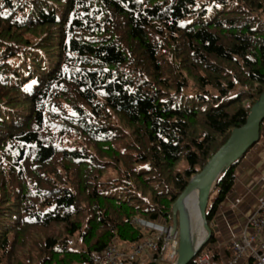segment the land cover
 <instances>
[{"label":"trees","instance_id":"16d2710c","mask_svg":"<svg viewBox=\"0 0 264 264\" xmlns=\"http://www.w3.org/2000/svg\"><path fill=\"white\" fill-rule=\"evenodd\" d=\"M263 91L264 0H0V264H78L142 241L136 219L171 226Z\"/></svg>","mask_w":264,"mask_h":264},{"label":"built area","instance_id":"2783aa9c","mask_svg":"<svg viewBox=\"0 0 264 264\" xmlns=\"http://www.w3.org/2000/svg\"><path fill=\"white\" fill-rule=\"evenodd\" d=\"M135 223L149 230L142 241L134 244L111 242L98 252H92L88 261L78 264H125L144 255L148 261L173 264L177 256L178 236L170 233V226L157 221L136 219ZM248 230V231H247ZM230 255L221 264H264V197L259 200L257 209L247 219L246 228L239 235L228 240ZM205 247V246H204ZM204 247L195 254L189 264H218L212 260L210 248Z\"/></svg>","mask_w":264,"mask_h":264},{"label":"water","instance_id":"95a60500","mask_svg":"<svg viewBox=\"0 0 264 264\" xmlns=\"http://www.w3.org/2000/svg\"><path fill=\"white\" fill-rule=\"evenodd\" d=\"M263 119L264 91L249 108L245 122L232 129L225 142L211 155L201 170L190 177L184 190L172 204L170 233L178 236L177 256L173 264H189L207 242L211 228L206 220V214L210 209L208 202L212 189L221 173L242 158L259 141L260 123ZM195 190L197 191L196 209L205 233L199 244L193 246L190 241L184 201Z\"/></svg>","mask_w":264,"mask_h":264},{"label":"crops","instance_id":"0c3cea01","mask_svg":"<svg viewBox=\"0 0 264 264\" xmlns=\"http://www.w3.org/2000/svg\"><path fill=\"white\" fill-rule=\"evenodd\" d=\"M260 135L259 141L237 163L233 186L218 203L209 223L213 236V242L209 243L212 247L210 250H216L215 261L218 264L227 261L230 255L228 240L232 235L237 236L244 231L247 219L257 209L259 200L264 197V126Z\"/></svg>","mask_w":264,"mask_h":264},{"label":"bare ground","instance_id":"6f19581e","mask_svg":"<svg viewBox=\"0 0 264 264\" xmlns=\"http://www.w3.org/2000/svg\"><path fill=\"white\" fill-rule=\"evenodd\" d=\"M196 201H197V191L196 190L193 191L184 201V209L186 211V215H187V219L189 223L188 231H189L190 241L193 246H196L200 242V241H194V238H193L194 237V233H193L194 224L196 223L197 226L199 225L200 227H202L201 220L198 216L197 209H196V206H197Z\"/></svg>","mask_w":264,"mask_h":264},{"label":"rangeland","instance_id":"374dc122","mask_svg":"<svg viewBox=\"0 0 264 264\" xmlns=\"http://www.w3.org/2000/svg\"><path fill=\"white\" fill-rule=\"evenodd\" d=\"M260 137H261V135H260ZM184 166V163L183 162H181L180 164H179V168H182ZM107 174H105L104 176H103V178L106 176ZM215 196H216V192L214 191V192H211V194H210V197H209V202H208V207H210L211 206V203L213 202V200H214V198H215ZM197 225H196V223L194 224V227H193V231H194V241H196L195 239H196V237L198 238L199 236H196V229H197V231H198V229L200 228V226L198 225L197 227L198 228H196V229H194L195 227H196ZM145 232H146V235H147V233L149 232V230H145ZM203 232L205 233V231L203 230ZM209 245V244H208ZM208 245H206L204 248L206 249V250H208V247L211 249L212 247H210V245L208 246ZM72 246L73 247H76L77 245H76V243L74 242V239L72 240ZM146 261H148V259L146 258V257H144V255L143 256H141V258L140 259H138V260H135V261H128V262H126L125 264H143L144 262H146ZM158 264H166L165 262H163V260L162 261H159L158 262Z\"/></svg>","mask_w":264,"mask_h":264}]
</instances>
